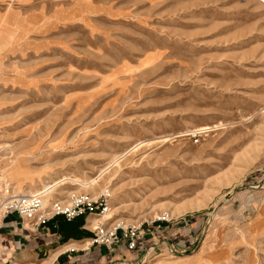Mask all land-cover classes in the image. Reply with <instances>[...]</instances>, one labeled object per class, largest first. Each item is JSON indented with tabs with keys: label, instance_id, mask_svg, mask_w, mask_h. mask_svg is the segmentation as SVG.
<instances>
[{
	"label": "rangeland",
	"instance_id": "obj_1",
	"mask_svg": "<svg viewBox=\"0 0 264 264\" xmlns=\"http://www.w3.org/2000/svg\"><path fill=\"white\" fill-rule=\"evenodd\" d=\"M1 170L109 189L135 264H264V0H0Z\"/></svg>",
	"mask_w": 264,
	"mask_h": 264
},
{
	"label": "crops",
	"instance_id": "obj_2",
	"mask_svg": "<svg viewBox=\"0 0 264 264\" xmlns=\"http://www.w3.org/2000/svg\"><path fill=\"white\" fill-rule=\"evenodd\" d=\"M59 223H64L61 217L34 230L16 216L7 217L0 227V264H135L151 240L146 235L138 250L126 253L123 247L108 249L93 244L91 236L82 234L89 232L88 217L73 221L74 225L81 224L74 230L75 238L66 239L58 230ZM41 254L47 257L38 262Z\"/></svg>",
	"mask_w": 264,
	"mask_h": 264
},
{
	"label": "built area",
	"instance_id": "obj_3",
	"mask_svg": "<svg viewBox=\"0 0 264 264\" xmlns=\"http://www.w3.org/2000/svg\"><path fill=\"white\" fill-rule=\"evenodd\" d=\"M108 197L107 191L100 193L96 198L88 194H78L73 195L68 203L57 200L46 205L45 197L40 193L28 195L17 193L9 181L0 177V227L3 221L11 215L21 221H26L34 230L47 225L56 217L72 221L80 216L87 218L89 215H96L102 219L110 209ZM147 234L141 224L108 225L105 221H99L94 228L92 243L103 245L108 249L123 247L126 253H130L140 248ZM153 238L156 237L153 236ZM123 264L131 263L123 261Z\"/></svg>",
	"mask_w": 264,
	"mask_h": 264
},
{
	"label": "trees",
	"instance_id": "obj_4",
	"mask_svg": "<svg viewBox=\"0 0 264 264\" xmlns=\"http://www.w3.org/2000/svg\"><path fill=\"white\" fill-rule=\"evenodd\" d=\"M81 217L82 218H85L84 216H80V217H77V218H81ZM57 218H60V217H56L52 221L56 220ZM61 218L64 220V223H59V225H58L59 226L58 227V230L60 231V233H62L63 235H65V238L66 239L72 238V237L76 236L74 230H76L79 226H81V224H79V225H74L73 224V221L76 220L77 218H75L72 221H66L63 217H61ZM82 234L90 235L91 233L90 232H87V231H84V232H82Z\"/></svg>",
	"mask_w": 264,
	"mask_h": 264
},
{
	"label": "bare ground",
	"instance_id": "obj_5",
	"mask_svg": "<svg viewBox=\"0 0 264 264\" xmlns=\"http://www.w3.org/2000/svg\"><path fill=\"white\" fill-rule=\"evenodd\" d=\"M215 127H217V126H215ZM203 128H205V129H209L210 127H203ZM202 128V129H203ZM194 133H197V132H194ZM0 177H1V179H3V180H7L8 181V178H7V176H6V173H5V171L4 170H1L0 171ZM51 186H48V187H46L45 189H43V190H41V191H36V192H34V193H40L41 195H43L44 197H45V202H46V198L50 195V193H51ZM104 191H107L108 193H109V189H107V188H105L104 189ZM18 193H20V192H18ZM21 194H26V195H28V194H33V192L32 191H27V192H25V190H24V192H22L21 191ZM103 218H106V219H108L109 218V215L106 213L105 214V216L103 217ZM89 220V223L90 224H92V223H97L98 221H99V219H96V218H92V216H90L89 218H88ZM105 219V220H106ZM145 262V261H144Z\"/></svg>",
	"mask_w": 264,
	"mask_h": 264
}]
</instances>
